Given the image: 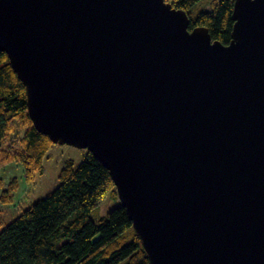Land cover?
Masks as SVG:
<instances>
[{
    "label": "water",
    "instance_id": "1",
    "mask_svg": "<svg viewBox=\"0 0 264 264\" xmlns=\"http://www.w3.org/2000/svg\"><path fill=\"white\" fill-rule=\"evenodd\" d=\"M231 42L164 0H0L33 127L109 171L149 264H264V0Z\"/></svg>",
    "mask_w": 264,
    "mask_h": 264
},
{
    "label": "trees",
    "instance_id": "2",
    "mask_svg": "<svg viewBox=\"0 0 264 264\" xmlns=\"http://www.w3.org/2000/svg\"><path fill=\"white\" fill-rule=\"evenodd\" d=\"M164 1L187 14L190 31L204 27L212 41L230 44L234 0ZM26 113V88L0 52V151L10 125ZM24 142L25 154L42 172L51 142L33 126L26 130ZM58 182L48 196L0 231V264H149L123 207L97 221L90 216L108 193L118 197L99 160L87 152L77 167L67 161Z\"/></svg>",
    "mask_w": 264,
    "mask_h": 264
},
{
    "label": "rangeland",
    "instance_id": "3",
    "mask_svg": "<svg viewBox=\"0 0 264 264\" xmlns=\"http://www.w3.org/2000/svg\"><path fill=\"white\" fill-rule=\"evenodd\" d=\"M31 126L28 113L14 120L0 151V231L58 186V176L67 161L77 167L87 154L83 149L51 143L39 172L24 150V135ZM9 190L12 192L5 193ZM119 206V198L110 192L90 216L97 221Z\"/></svg>",
    "mask_w": 264,
    "mask_h": 264
},
{
    "label": "crops",
    "instance_id": "4",
    "mask_svg": "<svg viewBox=\"0 0 264 264\" xmlns=\"http://www.w3.org/2000/svg\"><path fill=\"white\" fill-rule=\"evenodd\" d=\"M0 214H2V213H0Z\"/></svg>",
    "mask_w": 264,
    "mask_h": 264
}]
</instances>
